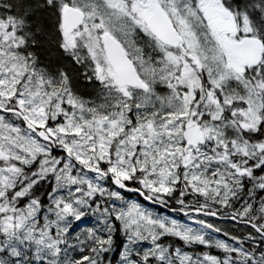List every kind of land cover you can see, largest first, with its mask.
Returning a JSON list of instances; mask_svg holds the SVG:
<instances>
[{
  "label": "snow or ice",
  "instance_id": "snow-or-ice-1",
  "mask_svg": "<svg viewBox=\"0 0 264 264\" xmlns=\"http://www.w3.org/2000/svg\"><path fill=\"white\" fill-rule=\"evenodd\" d=\"M0 264H264V0H0Z\"/></svg>",
  "mask_w": 264,
  "mask_h": 264
}]
</instances>
